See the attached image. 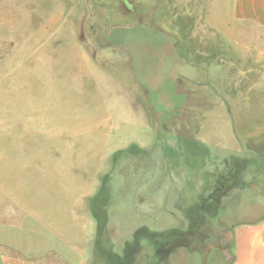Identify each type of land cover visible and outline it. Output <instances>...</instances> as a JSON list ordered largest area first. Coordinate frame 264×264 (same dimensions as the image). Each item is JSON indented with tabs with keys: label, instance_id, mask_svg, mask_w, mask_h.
Returning <instances> with one entry per match:
<instances>
[{
	"label": "rangeland",
	"instance_id": "obj_1",
	"mask_svg": "<svg viewBox=\"0 0 264 264\" xmlns=\"http://www.w3.org/2000/svg\"><path fill=\"white\" fill-rule=\"evenodd\" d=\"M232 1L0 0V202L30 212L10 231L19 255L159 264L155 234L192 216L206 246L170 264L230 263L234 226L264 219V182L222 212L210 199L234 160L264 158V28ZM98 193L110 222L84 263L70 204L86 216Z\"/></svg>",
	"mask_w": 264,
	"mask_h": 264
},
{
	"label": "crops",
	"instance_id": "obj_2",
	"mask_svg": "<svg viewBox=\"0 0 264 264\" xmlns=\"http://www.w3.org/2000/svg\"><path fill=\"white\" fill-rule=\"evenodd\" d=\"M232 3L233 4L230 12L231 18L234 21L246 24H254L264 28V0H233ZM7 76L10 82L11 75L9 74ZM7 76L3 77L2 79L6 78ZM8 110L10 111L9 108ZM30 121H32V118ZM53 130L57 131V138H64V133L66 131L63 130L66 129L56 128ZM70 205L72 207L71 213L73 215V220L79 225V227H81L83 224L82 219L88 218L86 223H84V232H88L90 237V243L88 242L87 246L88 258L84 259V263H86L88 262L87 260H89L90 257L94 255L95 244H97V221L94 218L93 213L90 214L87 212L85 216V214L83 215L80 211L77 212L76 208H82V204L79 202V199L76 203V196L73 198ZM88 206L90 207V204ZM89 211H91V209ZM30 218L29 210L22 208L17 209L15 207L12 208L10 205H1L0 202V264H73L71 262L74 261L73 259L71 260L70 256L64 255L61 251L55 248L51 249L47 253L45 252L44 255H55L60 259V263H50L48 261L39 259V254L34 255L31 253L32 255L22 256L17 253V248L19 247L17 242L14 243V239L10 237V231L15 227L24 226V223L28 224V222L23 223L21 221L25 219L29 220ZM109 222L110 220L108 215L107 226H109ZM34 223L36 225L35 227L42 225V223L38 224V222L35 221ZM233 235V255L235 259L232 264H264V219L253 224H242L236 226L234 228ZM79 243L82 245V239L79 240ZM37 251H39V249ZM91 252L93 253L92 255Z\"/></svg>",
	"mask_w": 264,
	"mask_h": 264
},
{
	"label": "trees",
	"instance_id": "obj_3",
	"mask_svg": "<svg viewBox=\"0 0 264 264\" xmlns=\"http://www.w3.org/2000/svg\"><path fill=\"white\" fill-rule=\"evenodd\" d=\"M183 153H184V155H187L186 152H183ZM119 154H121V153H119ZM248 154H249L248 157H244L243 159L234 160V162L230 166H228V170L226 171V173H223L219 177H217V182H216V188L217 189H216L214 195L210 198L211 200H213L215 202L217 201L216 203L219 205L217 213L222 212V210L224 208L222 201L230 199L235 191L238 192L239 190L245 189L246 187H248L252 184H255L256 181L264 182V166H263L264 165V158H263V155H261L257 152H254V151H251V153L248 152ZM191 155H192V153H191ZM228 161H230V160H226L227 164H228ZM249 162H251L254 166H248L247 164ZM249 173H251L250 180L246 181L247 180V174H249ZM99 195L100 194L98 193L95 197H93L91 199L90 206L92 208V211H93L95 218L97 219L98 237L101 238L102 236H104L103 234L106 231V227H107V223H108L107 204L106 205L104 204L105 198L107 196L102 201V196H99ZM218 196H219L220 201L218 200ZM215 197H217V199ZM99 199H100V201H99L98 205L99 204L100 205L95 207L96 206L95 202ZM204 216H206V219L210 221L209 215H204ZM261 220H259V221H261ZM256 222H258V221H256ZM252 223L253 222L247 223V224H252ZM241 224H245V223H240V225ZM234 228H235V226H234ZM233 246H234V240L232 242V247ZM234 259L235 258L233 255L229 264H232Z\"/></svg>",
	"mask_w": 264,
	"mask_h": 264
},
{
	"label": "flooded vegetation",
	"instance_id": "obj_4",
	"mask_svg": "<svg viewBox=\"0 0 264 264\" xmlns=\"http://www.w3.org/2000/svg\"><path fill=\"white\" fill-rule=\"evenodd\" d=\"M203 227H199L196 232H193V219L192 216L189 220L188 230L181 232L179 230H170L168 233L171 235L169 238L165 235V232H159L155 234L156 239V257L158 256L159 264H170L172 256H177L180 250H184L189 255H193L195 250L193 249V243L199 247L206 246L207 238L201 233ZM195 233V234H193ZM195 236V237H194ZM222 237V236H221ZM195 239V240H194ZM220 250V246L218 251ZM222 252L233 250L232 243L227 244ZM201 251V250H200ZM175 256V258H176ZM158 264V263H156Z\"/></svg>",
	"mask_w": 264,
	"mask_h": 264
},
{
	"label": "water",
	"instance_id": "obj_5",
	"mask_svg": "<svg viewBox=\"0 0 264 264\" xmlns=\"http://www.w3.org/2000/svg\"><path fill=\"white\" fill-rule=\"evenodd\" d=\"M230 116H231V122H232V127H233V133H234L235 138L237 139L238 143L241 145V143H240V139H239V136H238V134H237V130H236V125H235L234 117L232 116V114H231Z\"/></svg>",
	"mask_w": 264,
	"mask_h": 264
}]
</instances>
